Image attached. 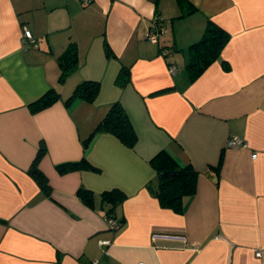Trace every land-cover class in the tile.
<instances>
[{"label":"crops","instance_id":"crops-1","mask_svg":"<svg viewBox=\"0 0 264 264\" xmlns=\"http://www.w3.org/2000/svg\"><path fill=\"white\" fill-rule=\"evenodd\" d=\"M187 1L192 11L178 17L177 0H0V264H264V0ZM155 15L167 30L158 44L145 38ZM208 21L229 40L191 81L187 49ZM70 43L78 64L59 83L57 58ZM121 67L129 79L120 88ZM84 80L99 82L94 100L66 106ZM51 87L60 99L32 113L29 103ZM117 100L135 146L97 132L84 148ZM232 134L248 146L227 147ZM41 142L51 197L27 172ZM162 149L197 171L182 212L151 191L148 162ZM83 157L100 171L54 168ZM80 186L126 194L114 212L119 228L81 203Z\"/></svg>","mask_w":264,"mask_h":264},{"label":"trees","instance_id":"trees-1","mask_svg":"<svg viewBox=\"0 0 264 264\" xmlns=\"http://www.w3.org/2000/svg\"><path fill=\"white\" fill-rule=\"evenodd\" d=\"M177 5L181 7V14L183 16L192 11L187 0H177ZM159 16V15H156ZM160 18V16L158 17ZM163 23V19L161 18ZM164 25V24H163ZM165 26V25H164ZM202 36L196 42L188 46V60L184 65L188 71L189 79L192 81L199 76L207 66L213 61L217 60L220 51L229 40V34L216 24L208 21L204 27ZM163 49V48H161ZM160 49V50H161ZM107 54L110 49L106 46ZM75 52V46L70 43L68 47L59 55V83L63 81L66 76L76 69L78 58ZM129 79V70L121 67L115 83L121 87L127 84ZM99 82L92 80H84L75 85L72 92L64 99V103L68 106L76 98H81L87 102H92L99 92ZM59 91L56 88H49L46 92L40 95L38 99L29 103L28 108L32 113L38 112L45 107H49L54 102L60 99ZM123 105L120 101L110 103L109 108L99 121V123L92 129L90 135L82 142L84 148L87 147L92 136L97 132H108L110 135L117 137L121 143L129 148H133L137 142V134L132 128V123L127 116ZM39 148L33 156L30 166L27 168L29 175L36 181L37 185L42 190V193L47 197H51V187L44 173L38 169L39 161L46 153V146L43 142L39 143ZM155 170L157 176V186L151 189L159 204L162 207L172 209L175 212H182L184 198L193 195L196 191L197 171L191 164L181 165L166 149L157 151V153L148 162ZM59 174H65L75 170H91L99 172L100 169L93 166L85 157L79 161L65 162L56 165ZM166 171L168 174L161 175V172ZM172 174H169L170 172ZM161 175V176H160ZM149 188L150 182H149ZM79 199L86 206L96 209H101L105 217H114L116 208L125 200L126 194L118 188L107 189L100 193H95L90 189L80 186L76 190Z\"/></svg>","mask_w":264,"mask_h":264},{"label":"built area","instance_id":"built-area-1","mask_svg":"<svg viewBox=\"0 0 264 264\" xmlns=\"http://www.w3.org/2000/svg\"><path fill=\"white\" fill-rule=\"evenodd\" d=\"M159 16H153L151 17V21H150V24L148 26V28L145 30L146 31V35H145V38L147 40L150 41V43H153V44H158L160 41L161 38H164L166 36V33H167V30H166V27L163 25V23L161 22V18H158ZM31 32L26 29V28H23V31H22V34L21 36H23V41L25 43H34V38L33 36H31ZM168 51L167 49L163 48L160 50V53L161 55L165 56L167 55ZM168 66V70L171 74H175L176 71H177V67L175 66V64L173 63H170ZM225 145L227 147H231V148H236V149H243V148H246L248 146V142L235 135V134H232V136L230 135L225 143ZM257 156L256 153H253L251 154V157L252 158H255ZM106 220H107V223H108V226L111 228V229H117L119 228L120 226V222L117 221L114 217L110 216V217H106ZM108 241L107 240H100V244H106ZM261 256V251L260 250H255L254 252V257L256 258H259ZM96 261H93L92 263H94ZM137 264H143L142 262H138Z\"/></svg>","mask_w":264,"mask_h":264},{"label":"water","instance_id":"water-1","mask_svg":"<svg viewBox=\"0 0 264 264\" xmlns=\"http://www.w3.org/2000/svg\"><path fill=\"white\" fill-rule=\"evenodd\" d=\"M173 173H174V171L173 172L171 171L169 174H172L173 175ZM165 174H168V172H166V171L161 172V175H165Z\"/></svg>","mask_w":264,"mask_h":264}]
</instances>
